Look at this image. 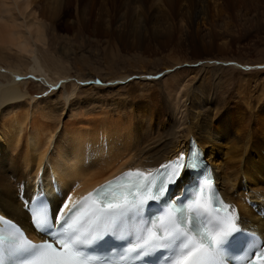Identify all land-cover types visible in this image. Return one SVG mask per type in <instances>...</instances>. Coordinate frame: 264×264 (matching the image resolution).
I'll use <instances>...</instances> for the list:
<instances>
[{"label": "bare ground", "instance_id": "bare-ground-1", "mask_svg": "<svg viewBox=\"0 0 264 264\" xmlns=\"http://www.w3.org/2000/svg\"><path fill=\"white\" fill-rule=\"evenodd\" d=\"M156 1L161 0H0V7L13 16L3 18L12 24L2 23L9 27L0 29V42L7 43V48L0 46V58L6 57L10 46L17 49V56L28 55L33 59V78L51 91L46 98L40 95L46 91L42 82L36 84L43 87L39 92L33 91V80L21 79L28 72L0 68V77L7 78L0 82L3 214L29 225L25 204L37 193L45 191L59 210L68 194L77 200L124 170L152 171L182 152L187 154L192 136L205 149L240 223L264 231V218L251 205L264 206V82L252 84L253 78L241 77L235 85L237 73L222 64L203 63L199 69H169L170 65L166 75L153 83L127 81L117 85L123 92L113 93L111 87L96 85L106 79L83 86L82 79H71L69 73L47 72L33 49L40 42L51 49L52 39L59 40L71 20L80 30L97 16L94 23L99 29L105 19L119 24L125 6L147 12ZM164 1L172 10L188 2V13L197 22L202 16L208 19L212 8L231 6V0H210L200 6L205 0ZM141 84L158 87L140 89ZM235 92L240 99L236 102ZM180 178L179 186L189 181L187 172Z\"/></svg>", "mask_w": 264, "mask_h": 264}, {"label": "rangeland", "instance_id": "rangeland-1", "mask_svg": "<svg viewBox=\"0 0 264 264\" xmlns=\"http://www.w3.org/2000/svg\"><path fill=\"white\" fill-rule=\"evenodd\" d=\"M209 1L205 0L199 6ZM231 1L230 8H212L208 19L202 16L204 18L200 22L193 20V15L188 13L189 7L186 8L189 3L184 1L179 4L182 9L177 6L174 10L164 0L156 1L147 12L141 7L125 6L122 8L125 17L120 15L118 19L120 25L105 19L101 28H95L98 22L95 16L89 23L83 24L82 31L71 20L65 26L63 36H59V40L52 39L54 46L51 49H47L46 42L36 43L33 49L39 54L47 72L69 73L71 79H82L83 86L95 85L98 80L106 79L108 82L96 85L111 87L113 93L123 92V89H117V85H125L127 81L153 83L158 77L166 75L170 65L169 69L190 66L199 69L203 63L222 64L237 73L233 74L237 79L235 85L239 84L241 77L253 78L252 84H256L257 80L264 82V0ZM217 3H222V0H217ZM0 16V29L12 24L4 19L7 24L2 25L3 18L12 16V13H6L5 8L0 7ZM16 51L14 46L5 50L6 57L0 58V68L28 72L20 75L21 79L27 77L33 80V91H42L43 87L36 85L42 80L33 78L34 71L30 73L33 59L28 55L17 56ZM182 57L187 60L175 63ZM122 77L127 78L123 80ZM6 79L0 77V82H6ZM43 85L46 87V84ZM138 87L153 90L158 86L141 84ZM40 95L49 98L51 91L46 87ZM238 96V92L233 93L234 102L240 100Z\"/></svg>", "mask_w": 264, "mask_h": 264}, {"label": "snow or ice", "instance_id": "snow-or-ice-1", "mask_svg": "<svg viewBox=\"0 0 264 264\" xmlns=\"http://www.w3.org/2000/svg\"><path fill=\"white\" fill-rule=\"evenodd\" d=\"M0 46L7 48V43L0 42ZM198 161L196 152H192L187 160L184 154H180L147 174L140 170L125 172L79 200H73L68 194L54 218L43 201H39L41 211L33 224L52 237V242H33L11 221H4V217L0 216V223H8L12 229L8 233V247L13 252L24 253L25 258L19 264H99L85 254L84 246L108 238L126 240L127 235L119 231L121 225L131 216H138L153 203L161 201L169 186L175 185L184 172L199 169L202 162ZM205 193L209 194L207 200ZM189 196L191 203L187 208L194 216L197 213L211 214L213 230L194 233L186 229L182 225L187 221L181 213L178 222L173 220L174 227L171 230L165 228L160 234L152 228H143L137 234L134 228L136 242L129 251L137 256L166 252L167 264H220L218 257L226 244L231 242L229 238L242 231L234 206L216 199L214 203L218 207H210L209 200L215 196L210 175L203 178L202 185L198 182ZM84 224L91 229L87 240L80 232ZM4 242L0 237V245ZM245 264H264V245L255 246Z\"/></svg>", "mask_w": 264, "mask_h": 264}]
</instances>
